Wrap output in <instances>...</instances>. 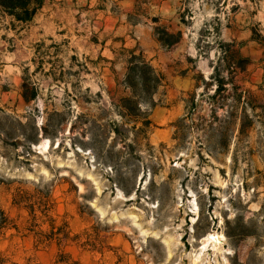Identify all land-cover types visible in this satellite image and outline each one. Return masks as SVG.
<instances>
[{
  "label": "rangeland",
  "instance_id": "obj_1",
  "mask_svg": "<svg viewBox=\"0 0 264 264\" xmlns=\"http://www.w3.org/2000/svg\"><path fill=\"white\" fill-rule=\"evenodd\" d=\"M2 13L0 109L10 119L1 116L0 127L13 134L0 136L7 264H264V118L237 138L231 127H209L201 97L215 89V50L205 41L220 32L244 42L251 63L237 80L264 106V49L251 39V29H264V0H52L14 26ZM155 19L182 31L181 42L162 47ZM122 47L143 51L165 77L155 109L139 116L120 107L130 97L114 53ZM24 79L35 100L22 97ZM15 117L36 143L23 140ZM13 181L52 186L58 224L72 235L101 232L104 252L81 248L83 240L37 249L27 212L12 203Z\"/></svg>",
  "mask_w": 264,
  "mask_h": 264
},
{
  "label": "trees",
  "instance_id": "obj_2",
  "mask_svg": "<svg viewBox=\"0 0 264 264\" xmlns=\"http://www.w3.org/2000/svg\"><path fill=\"white\" fill-rule=\"evenodd\" d=\"M50 1L52 0H0V10L3 12L1 19L9 18L10 26H14V22L27 25ZM153 22L157 24L153 27L154 38L162 47L171 49L181 42L182 31L171 32L157 19ZM182 22H184L183 19ZM251 33V39L264 49V29H259L257 25L255 29H251ZM243 46L244 42L236 39L225 41L221 38L220 32H216L214 41H205V47L209 53L215 50V59L211 61L213 73L210 76L211 86L215 89L211 95H207L208 92L201 95L202 98H206V102L211 107L210 119L207 121L209 127L219 124L225 131L231 127L233 135L237 133V138L248 133V130L253 127L256 117L264 118V106L256 105L257 101L253 102L254 97L251 90L244 88L237 80L238 75L245 73L251 63L250 59L242 53ZM114 53L123 60L125 76L122 85L130 92V97L121 100L122 111L128 115L139 116L142 112L146 113L147 110L155 109L154 96L165 83L164 75L152 65L151 60L141 50L122 47L119 53ZM3 90L7 91L8 89ZM21 90V95L25 101L28 102L37 98V90L34 87L30 89L26 79L23 80ZM195 96L196 94L190 96V106L186 107L189 113L188 118L197 109ZM258 110L262 114H258ZM220 112L222 115H218ZM1 116L10 119V115L2 109H0ZM15 120L19 125L20 136L23 140L29 146L36 143L38 134L37 137L36 135H27L28 124L16 117ZM151 124L149 119L142 122L144 128H149ZM2 134L7 137L13 135L12 131L4 126L0 127V136ZM222 138L225 139L226 144L228 135L224 133ZM15 182L9 183L10 188L15 186ZM52 194L53 187L41 183L34 185V188L29 190L22 183L16 182L13 189L12 203L27 212L26 231L33 237L36 248H45L52 242L63 247L68 243L80 244L79 241L83 240L79 245L81 248L103 253L106 247L103 245L104 238L101 237V232L93 230V232L85 231L81 234L72 235L67 222L58 224L57 219L53 216L55 201ZM8 227L9 219L4 213H1L0 230H5ZM7 263L9 260L4 257L0 250V264Z\"/></svg>",
  "mask_w": 264,
  "mask_h": 264
},
{
  "label": "bare ground",
  "instance_id": "obj_3",
  "mask_svg": "<svg viewBox=\"0 0 264 264\" xmlns=\"http://www.w3.org/2000/svg\"><path fill=\"white\" fill-rule=\"evenodd\" d=\"M48 146H49V142H48V140H46L45 142H44V144L42 145V150H46V149H48ZM214 241H211V243L212 242H214L215 243V245H216V239H213ZM210 241L209 240H207V241H205V243L208 245V243H209ZM218 245V244H217ZM220 245V244H219ZM217 248V247H216Z\"/></svg>",
  "mask_w": 264,
  "mask_h": 264
}]
</instances>
